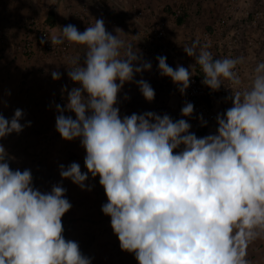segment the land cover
Wrapping results in <instances>:
<instances>
[{
  "label": "clouds",
  "instance_id": "1",
  "mask_svg": "<svg viewBox=\"0 0 264 264\" xmlns=\"http://www.w3.org/2000/svg\"><path fill=\"white\" fill-rule=\"evenodd\" d=\"M48 39L52 45L66 39L86 46L83 64L76 57L67 73L79 84L68 92L66 104L76 118L56 105L55 127L65 140L80 138L88 171L72 162L59 165L60 176L91 190L85 184L88 173L99 175L107 197L102 212L110 216L120 248L135 253L139 264H247L230 232L238 221L249 229V238L259 234L252 229H264V62L240 91L234 69L242 58L215 59L206 46L198 53L184 47L201 67L204 85L218 90L222 79L232 85V107L217 116L216 134L198 138L189 122L168 114L121 118L114 106L118 92L152 64L133 44L107 32L103 19L83 32L69 24L60 37ZM156 60L159 74L183 94L192 72L181 65L173 69L166 56ZM51 76L59 80L61 73ZM136 83L152 101L151 85L143 79ZM193 111L186 102L181 114ZM23 117L19 108L10 119L0 114V138L30 126V121L20 123ZM10 158L0 145V264H91L78 242L63 236L61 218L72 207L66 189L57 183L42 193L32 186L30 169H10Z\"/></svg>",
  "mask_w": 264,
  "mask_h": 264
},
{
  "label": "built area",
  "instance_id": "2",
  "mask_svg": "<svg viewBox=\"0 0 264 264\" xmlns=\"http://www.w3.org/2000/svg\"><path fill=\"white\" fill-rule=\"evenodd\" d=\"M146 1L150 0L82 1L75 9L74 15L80 21L85 20L90 27L96 22V14H99L103 21L113 20L114 24H122L123 20H120L115 12L117 5L128 11L130 18L134 19L128 24L131 41H134L136 49L154 63L155 69L158 70L156 57L166 56L167 64L173 69L177 67L179 60H182L186 69L192 72L185 92L182 94L179 91L180 103L167 114L173 121L185 119L189 122L191 124L189 131L195 133L198 138L216 134L219 126L217 116H222L232 107V91L229 88L232 85L227 79H222L223 84L218 90H212L204 85L202 83L204 74L201 67L196 64L195 58L188 56L184 48L180 50L177 42L169 38L170 26L180 19L183 12H187L189 22H184L182 26L190 27L193 33L191 41L185 47H194L198 53L206 46V50L210 51L215 59L242 58V62L237 64L234 71L241 80L238 90L243 91L249 86L256 65L264 62V2L229 0L222 4L219 13L210 21L199 23L200 20H195L194 10L188 5L187 0H159L157 2L163 3L157 7L143 3ZM52 36L57 35H54L49 23L32 19L25 26L24 54L33 59L44 60L68 58L73 61L79 56L82 62L81 57L86 58V49H82L81 45L68 42L66 39L63 43L52 45L48 39ZM42 38L45 40L44 44L40 43ZM9 43L8 33L0 26V54ZM190 65L193 67L190 68ZM181 66L184 67V64ZM75 87H79V84L76 83ZM186 102L194 105L191 116L181 114ZM182 148L183 146H180L174 152Z\"/></svg>",
  "mask_w": 264,
  "mask_h": 264
},
{
  "label": "rangeland",
  "instance_id": "3",
  "mask_svg": "<svg viewBox=\"0 0 264 264\" xmlns=\"http://www.w3.org/2000/svg\"><path fill=\"white\" fill-rule=\"evenodd\" d=\"M33 1L36 2L32 18H38V21L46 18L51 27H56L60 19V12H62V16L67 13L70 18L67 25L72 24L76 26L80 32H83L88 27V23L85 20L80 21L74 14L80 2H89V0H59L57 2L55 1V5H49L52 0ZM157 1L159 0H150L143 3L154 7L163 3ZM228 1L229 0H187L188 5L194 10L193 14L196 16L195 20H200L199 23L210 21L216 13H219V8L222 6H219V2ZM237 2H264V0H238ZM115 12L118 17H120V20H123L122 24H114L113 20H104L106 31L113 35H117L119 39L124 37L127 40L128 37L131 40L128 24L133 22L134 19L130 18L128 11H125L120 5H117ZM96 15V19H101L99 14ZM187 18V12H183L180 19L171 24L169 30L172 28H174V30L185 29L182 25L184 22H189ZM59 30L60 29L56 30L53 28L52 32L54 35L61 36L62 31ZM23 36L24 32L22 34V37ZM129 44H133V46L136 47L134 41H130ZM81 46L82 49H86V46ZM140 53L144 61L151 62L152 73L159 74V71L155 69L154 63L150 59H147L142 52ZM81 58L82 62L80 63L83 64L85 58ZM28 59L33 58L28 57ZM43 62H46L48 66L45 68V73L42 75L45 82L41 79L46 88L44 90H38L36 87L29 89V91L32 95L37 94V96L44 92H50L51 96L54 97L56 94V104L55 106L52 105L51 109H56V105H60L62 108H65L63 113L65 116L70 115L75 119V113L66 110L67 94L76 84V82L72 81L67 75L70 68L75 67L73 66L72 59L50 58L43 60ZM55 64L57 67H54ZM55 69L61 73L59 80H53L51 76V72L55 71ZM140 74L141 73L134 74V83H136V78H138V80L140 79ZM142 74H147V71H143ZM161 77L165 78L167 76ZM170 80L171 78L168 81L170 83L168 94L172 91H177V84H171ZM135 87H137L136 84L134 88ZM45 105L46 104H40L41 108H43L42 113L47 109L48 114H41L40 116L38 114H31L30 117L24 116L20 123L26 124L27 121H30V126H25L19 133L12 132L0 138V145L5 147L6 152L9 154V157H11L8 159L10 169H19L21 171L30 169L33 177L32 186L42 193L51 191L52 186L57 183L61 184L66 189L65 197L69 200L72 207L61 218L64 228L63 236L66 240L78 242L81 253L91 259V264H139L135 258V253L120 248L118 236L114 233L110 224L111 218L102 212V205L107 202V197L104 187L99 183V175L93 177L91 173H88V179L85 181V184L90 186L91 190H87V188L82 190L77 184L73 183L71 179L62 178L60 176L59 165L63 164L67 167L72 162L79 163L82 173L87 172L88 170L84 164L86 150L82 147L80 138H75L71 141L63 139V149L61 152L54 151L55 142L53 136L54 133L57 132L55 129L56 116L60 113L57 112V115H55L54 110L51 113L49 105L47 104L48 106L46 109L44 108ZM30 106L32 108V104H30ZM160 106V109H163L165 114L172 109L166 105L161 104ZM36 110H38V107ZM142 111H145V109ZM54 115L55 117H53ZM3 116L5 118H11V115L9 117V113L6 110Z\"/></svg>",
  "mask_w": 264,
  "mask_h": 264
},
{
  "label": "crops",
  "instance_id": "4",
  "mask_svg": "<svg viewBox=\"0 0 264 264\" xmlns=\"http://www.w3.org/2000/svg\"><path fill=\"white\" fill-rule=\"evenodd\" d=\"M35 2L33 0H0V24L8 33L10 40L9 45L0 54V114L4 115V111L6 110L9 113V117L10 115L11 117L14 115V111L17 108H22L24 116L26 117H30L31 114H38L39 116L41 114L46 115L48 105L51 113L54 110L55 115H57V110L51 109L52 105L55 106L56 104V94L54 97L51 96L50 92H44L37 96V94L32 95L29 91V89L36 87L38 90H44L46 88L41 79H43L42 75L45 73V68L48 67L46 62H43L44 59H28L23 50L22 34L25 31V26L32 19L38 21V18H32ZM223 3L219 2V6ZM69 20L70 18L67 13L62 16V12H60V19L56 27L52 26V29L55 28L56 30L60 29L59 31H62V27L67 26ZM38 22L48 23L46 18ZM182 27H185V29L174 30L172 28L169 32V38L177 42L180 50H183L187 43L191 41V35L193 33L190 27ZM120 39L125 44H129L131 41L128 37L127 40L124 37ZM179 64H184L186 68L184 61L179 60ZM54 67H57V65L55 64ZM146 71L147 74H140V79L148 82L153 89L155 88L154 99L147 101L141 94L138 84L134 83V79L132 81H126L117 95V104L114 105L119 108L121 118L126 115L130 116L133 113L139 115L144 112H154L163 116L165 113L163 109H160L161 104L173 109V107H176L180 103L181 96L178 85L177 91H172L170 94L167 93L170 87V83L168 82L170 77L167 76L164 78L160 74H153L152 69ZM139 80L136 78V81ZM170 81L171 84L174 83L172 79ZM135 84L137 87L134 88ZM41 103L46 104L44 106L46 111H43V113V108L40 106ZM30 104H32V108ZM37 107L38 110H36ZM143 109L145 111H142ZM53 137L55 142L54 151L61 152L63 149V138L57 132L54 133ZM252 230L259 233L255 238H249L247 235L249 229L239 221L235 222L231 227L230 239L233 246L244 252L245 255L243 258L247 261V264H264V229L255 228Z\"/></svg>",
  "mask_w": 264,
  "mask_h": 264
},
{
  "label": "snow or ice",
  "instance_id": "5",
  "mask_svg": "<svg viewBox=\"0 0 264 264\" xmlns=\"http://www.w3.org/2000/svg\"><path fill=\"white\" fill-rule=\"evenodd\" d=\"M226 239H227V237H226Z\"/></svg>",
  "mask_w": 264,
  "mask_h": 264
},
{
  "label": "trees",
  "instance_id": "6",
  "mask_svg": "<svg viewBox=\"0 0 264 264\" xmlns=\"http://www.w3.org/2000/svg\"><path fill=\"white\" fill-rule=\"evenodd\" d=\"M181 20H182V19H181ZM181 20H180V21H181Z\"/></svg>",
  "mask_w": 264,
  "mask_h": 264
}]
</instances>
